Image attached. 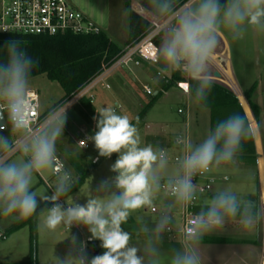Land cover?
Returning <instances> with one entry per match:
<instances>
[{"label": "clouds", "instance_id": "obj_1", "mask_svg": "<svg viewBox=\"0 0 264 264\" xmlns=\"http://www.w3.org/2000/svg\"><path fill=\"white\" fill-rule=\"evenodd\" d=\"M146 10L162 25L155 53L158 75L180 73L185 81L183 91L196 103L208 99L213 81L211 62L224 34L240 40L249 29L264 32V0H147ZM2 50L0 216L22 221L44 201L47 227L55 230L63 226L69 233L68 251L63 257L56 255V264H204L201 245L206 235L230 223L251 232L264 222V206L224 187L194 213L180 247L167 256L161 254L162 235L175 212L190 206L198 195L195 179L234 163L244 142L252 137L247 113L238 112L217 121L199 143L176 136L174 143L182 154L173 163L165 150L150 144L141 146L138 130L128 115L113 108L100 109L97 130L88 139L94 142L97 160L117 154L110 166L115 176L100 181L95 189L98 195L85 203L65 205L61 197L76 183L71 172L59 165L57 156L67 108L56 109L40 124L34 123L29 98L38 62L28 55L20 39L7 40ZM79 145L85 147L87 140ZM53 169L56 180L52 193L34 191L37 176ZM162 188L170 201L162 205L154 226L149 227L142 218L137 221L136 236H144L141 249L124 225L134 213L152 207ZM73 226L85 227L90 233L88 241H100L103 253L89 257L87 241L71 233Z\"/></svg>", "mask_w": 264, "mask_h": 264}, {"label": "crops", "instance_id": "obj_2", "mask_svg": "<svg viewBox=\"0 0 264 264\" xmlns=\"http://www.w3.org/2000/svg\"><path fill=\"white\" fill-rule=\"evenodd\" d=\"M70 1L77 9L84 12L101 27H103V23L106 24L103 18L105 17V12L108 9V3H110V0ZM128 1L129 0H122L121 3L123 10H127V16L129 18V12L132 9V6ZM97 8H99L97 13L98 16L96 14V11L98 10ZM143 10L148 14V16H151L148 11L145 9ZM96 17L98 20L95 19ZM117 23L112 20L111 24H109V30L114 35L118 32ZM125 29L126 28L124 27L123 31H125ZM127 30L129 36V29ZM254 32L256 35L258 31L254 30ZM107 34L110 36L109 33ZM255 35L254 38H251L250 40L252 43L247 44L245 42H239V45L234 48L224 35L223 39L226 42L227 47H225L221 39V43L217 47L211 62V72L213 74L212 83H215V80L224 82L230 89L228 90L237 97L243 113H247L253 129L252 137L255 152L254 158L249 156L248 153L243 152L242 154H238L234 163L220 166L221 168H230V175L225 174L222 177L220 176V179L227 182L230 180V184L232 181L236 180L237 184H231L230 188L235 190L241 196L252 199L256 201L258 205L264 206V32L262 44L257 42V37ZM124 40V43H126L128 38ZM158 41L160 42V36ZM126 47L127 46H125V48ZM147 63H149L151 67H154V72L148 69ZM228 63L230 65H227ZM158 67L159 65L157 62L151 63L140 58H135L129 67H122L113 73L111 75L112 80L110 82H106V84L109 85V88L102 84V89L111 91L112 98L117 106L114 110L117 111L119 109L121 112L131 114L132 110L139 108L141 113L144 110L147 112L154 105H149L152 98L161 93L162 95L160 98L173 97L175 100H178L180 104H182L181 106L184 109L187 110V115H180H184L182 120L185 124L188 123V125L191 126V131H195V133L204 132L207 134V132L212 129L211 110L203 106L201 103H196L190 99L187 94L182 92V90L178 87V83H185L184 79H174L173 86L165 88L167 76H159L157 71ZM144 86L149 87L153 91L152 96L145 93L143 89ZM253 87L254 91L252 92V101L256 104L259 110L257 117L250 108L245 96L246 92ZM98 96L99 98L97 99L95 97V101L93 102L95 118H99L98 112L100 110L96 103L102 108L106 102L103 94ZM239 96L243 97L247 107L244 105ZM181 106L177 108V112ZM81 111L83 114L87 113V110L84 107L81 108ZM94 116H90L92 124L88 125V123H86V126H92L96 129L97 118L94 119ZM182 120H180V122L172 120L171 125L167 124L165 129L162 128L161 130L159 129L155 132L152 131L153 127L151 126L153 125L148 126L144 123L146 130H149V132L152 131V133L147 132L146 136H148L153 143L159 145L161 149L166 150L167 153H171L170 156H172L177 152L173 142L174 138L178 135V132L181 131V126H183ZM179 123L180 126L178 127ZM189 126L187 130L188 133ZM166 129H168V131ZM85 130L86 129L83 128L82 132L85 133ZM249 142V140L244 142L243 149L249 147ZM211 177L213 179L212 189L202 196L199 209L203 206L204 201L214 194V184L216 181L220 180L219 177H216L213 174V172L211 173ZM38 178L42 183H44L48 190L51 191L48 182L45 181L41 174L38 175ZM33 190L37 191L38 189L33 186ZM169 201L170 198L166 197V199L160 201L158 204H154L151 208L157 207L161 209L162 205L168 203ZM42 203L43 201H41L40 206ZM159 213L156 214L151 212V214L154 215L151 220L143 222L147 223L149 227H153L157 221ZM176 215L177 214H174V219L172 221L173 232L169 233L166 230L162 235L160 248L161 254L164 256L169 255L174 248H179L182 242L181 236L179 235V222ZM1 218L4 217L1 216ZM41 218L42 214L37 218L36 228L40 226ZM0 222L3 224V231L0 232H3L4 235H6V238L9 234L11 238L13 234L18 233L20 230H25V228H29V230H31L30 225L13 230L12 227L18 221H13L11 218H5V221ZM128 222L136 227L135 230L130 231L133 233V243L142 249L144 245V236L143 234L139 237L136 236L140 224L135 221L133 217H130ZM30 236L31 239L29 241L32 246V234ZM0 240H5V238ZM201 250L204 264H264V222H261L259 226L251 232L243 231L235 223H230L224 229L206 235L203 239ZM103 251L104 249H102V253Z\"/></svg>", "mask_w": 264, "mask_h": 264}, {"label": "rangeland", "instance_id": "obj_3", "mask_svg": "<svg viewBox=\"0 0 264 264\" xmlns=\"http://www.w3.org/2000/svg\"><path fill=\"white\" fill-rule=\"evenodd\" d=\"M122 0H110V3H108V9L105 12V17L103 18L106 22L103 23V27L98 25L93 19V21L106 33L110 34V37L117 43L123 45L125 44V40L128 38V16H127V10H123L122 7ZM96 11V14L99 11V8ZM86 11V10H85ZM125 11V12H124ZM98 16V14H97ZM98 20V18H95ZM114 21L117 23L118 26V32L116 35L112 34L109 30V24H111V21ZM126 28L125 31H123V28ZM229 43H231L232 47H236L240 43H252L250 42L251 38H254L255 32L253 29H249L248 32L245 34L243 39L240 40H232L230 36L227 34H224ZM257 42L261 43L263 42V32H257L256 35ZM222 41L227 47L226 42L224 41L222 37ZM149 65V63H147ZM148 69L152 70L154 72V67L148 66ZM227 65H230L229 63ZM112 80V76H109L106 78L105 82H110ZM241 80V79H240ZM31 88L34 89L38 95H39V105H40V112L41 114L47 113L57 102H59L63 96L64 91L62 87L57 83L50 81L45 75L37 76L34 78H31ZM100 94H103L105 99V105L102 106V108H113L116 109L117 106L115 105L114 99L112 98V94L110 90H103L102 85L98 86L97 89L94 91V96L98 99ZM148 99V98H147ZM99 109H102L99 107V105L96 103ZM182 104L179 103L178 100H175L173 97H162L159 98V100L154 103V105L146 112L145 111V118L144 116L141 117L136 123L135 127L138 130V134L141 140V146L146 145H152L154 148H160L159 145L156 143H153L152 140L148 136H146L147 132L149 130H146L144 123H146L148 126L153 127L152 131H158L162 128L165 129L168 125H171L172 120H177L180 122V120L183 119V116L178 114L177 108L181 106ZM86 108L87 112H89V109L86 107L85 103L76 104L70 109L66 111V122L64 125V133L61 136V138L57 142V153L60 155L63 160L66 163V170L70 171L74 179L76 180L79 176V169L82 171H85L89 169L93 164L98 162L97 166L94 168V170L91 172L90 175L86 178L85 182L79 187L73 194L67 196L65 201H67L68 204L78 202V203H85L88 198H92L98 193L95 191L97 185L100 183V181L111 178L115 176V173H113L110 170V166L115 162L117 159V154H113L110 158H103L100 157L97 160L98 152L95 149L94 142L89 140L87 142V147H80L78 142L83 139L84 134L82 133L83 128H85V134L90 137L94 135L95 131L97 129H94L92 126H86V120L82 114L80 113L81 108ZM183 108L182 106L180 109ZM118 114L122 115H128L130 118V121L133 122L136 120V118L141 114L140 109L137 108L135 110L131 111V114H126L125 112H121V110L116 111ZM183 126H181V131L178 132V134H185L188 130V123L185 124V122L182 120ZM187 125V126H186ZM180 126V123L178 127ZM191 126H189V139L193 143H199L202 141L205 137L204 132H196L191 131ZM168 131V129H166ZM171 130V129H170ZM193 130V129H192ZM150 131L149 133H152ZM4 135H7V132L2 133ZM148 137V138H147ZM151 142V143H149ZM161 149V148H160ZM69 153V154H68ZM71 154V156H70ZM171 153H167L168 158L170 161L173 162L170 156ZM70 157L75 160V164L73 165L70 163L69 159ZM77 167V168H76ZM213 174L216 177H219V179L225 175H230V168H216L213 170ZM41 176L45 179V181L48 182L49 187L51 189L48 190V188L44 185V183L41 182V180L36 178V181L34 183L35 188L38 190L36 192L40 194L50 195L53 191V185L55 183L56 178L52 175L51 172H46L41 174ZM221 176V177H220ZM236 178V177H235ZM231 184H237L236 180L232 181ZM230 180L223 181L222 179L215 182L214 187V193L224 187L230 188ZM166 199L165 195L161 191L157 201L155 204L160 203V201H163ZM45 205V202L43 201L42 205L38 208ZM37 208V209H38ZM150 208H145L140 210L137 213H134L132 217L135 219V221H138L142 218L144 222L150 221L151 218L154 216L150 212ZM42 218L40 220V226L36 228V264H56V255L63 257L66 255L68 248H69V240L66 239L68 236V231L63 226H58L55 230L49 229L45 222V216H46V210L41 213ZM40 214V215H41ZM2 219V220H1ZM0 221H5V218H1ZM2 222H0V231H3L2 229ZM125 230L127 231H133L135 230V226L130 224L129 222L124 225ZM31 232V233H30ZM4 234L3 232H0ZM71 233L75 234L79 237L81 241H87V254L89 257L95 256L98 254H102V248L100 247V241H88V237L90 233H88L87 229L83 226H73L71 229ZM32 231L29 230V228H25V230H20L18 233L13 234V236L10 238V234L5 240H0V264H32L31 260V251L30 246L31 242L29 241L31 239Z\"/></svg>", "mask_w": 264, "mask_h": 264}, {"label": "trees", "instance_id": "obj_4", "mask_svg": "<svg viewBox=\"0 0 264 264\" xmlns=\"http://www.w3.org/2000/svg\"><path fill=\"white\" fill-rule=\"evenodd\" d=\"M133 1V2H132ZM128 1L132 6L129 12V36L125 45L115 42L107 33L102 32L98 35H25V34H0V55L3 53V45L9 39H20L25 46L27 53L35 61L37 65L34 67L32 77L45 75L50 81L57 82L64 91L63 98L57 102L47 113L52 112L58 106L68 101L78 94L89 82L101 74L106 68L114 63V61L122 54L125 46L135 45L140 42L152 29L157 18L148 11L151 16L143 10L147 9V0H132ZM137 5H136V4ZM184 3V0H181ZM139 5V6H138ZM141 7V8H140ZM147 11V10H146ZM159 46L160 42L156 39ZM167 83L165 88H170L174 84V79H184L180 73L176 72L166 77ZM254 87L246 92L245 96L250 108L255 116H258V107L252 101V92ZM154 96L149 105H153L161 96ZM240 97V96H239ZM244 105L247 107L243 97H240ZM82 103H85L89 112L83 114L88 125L92 124L90 116L95 115L93 103L89 99L83 98ZM80 102V103H81ZM209 108L212 112V128L217 121L224 119L228 115L238 112L243 114L242 108L237 97L228 89L212 83L211 90L208 94L206 102L201 103ZM147 110V108H146ZM145 110L132 122L133 125L144 116ZM95 117V116H94ZM97 118V117H96ZM99 118H97L98 120ZM249 147L243 149V152L249 156L255 157L253 137L249 139ZM69 154V153H68ZM71 156V154H70ZM70 163L75 164V160L70 157ZM98 162L93 164L89 169L79 170V176L76 179L72 191L67 195L74 193L85 182L88 175L94 170ZM64 196L63 198H66ZM47 208V205L38 208L27 219L18 221L13 227V230L20 229L30 225L32 231V246H31V262L36 264V221L42 212ZM199 211V208L197 209Z\"/></svg>", "mask_w": 264, "mask_h": 264}, {"label": "built area", "instance_id": "obj_5", "mask_svg": "<svg viewBox=\"0 0 264 264\" xmlns=\"http://www.w3.org/2000/svg\"><path fill=\"white\" fill-rule=\"evenodd\" d=\"M153 25L154 28L152 31H150V33H148L140 42L135 45L127 46L112 65L89 82L78 94L58 106L56 109L63 107L68 110L74 105L80 104L83 98H87L93 103L95 101V89L102 84L109 88V85L105 82L106 78L122 67H129L135 58H140L146 62L156 63L157 59L155 53L159 47L156 39L160 36L162 25L158 21L154 22ZM102 32L103 30L88 15L77 9L70 0H0V34L12 33L56 36L65 34L98 35ZM178 87L183 93H185L183 91L184 83H178ZM143 89L147 95H153V91L149 87L144 86ZM29 99L31 101L32 111L35 113L33 121L36 124H40L45 120L49 113L42 116L40 112L39 95L35 90H32ZM178 113L185 115L188 114L187 110L184 108L178 109ZM82 133L84 134V137L81 140H87L88 142V136L84 132ZM178 135H183L189 138L187 131L185 134ZM173 145L177 149V152L171 156L174 163L182 152L174 142ZM85 147H87V145ZM57 156L59 165H62L63 168L66 169V163L63 158L59 155ZM52 174L56 177L55 169L52 170ZM194 182L198 185L197 197L192 201L190 206L176 211L175 213L177 214L179 235L182 240L184 234L192 224L194 213L197 212V209L200 206L202 196L208 193L213 186L211 173L203 177H197ZM161 191L165 197H168L166 189L162 188ZM61 201L65 203V205H68L67 201L62 197ZM151 212L157 214L160 212V209L153 207L151 208ZM167 232H173L172 223L168 226ZM4 238L5 235L0 233V239Z\"/></svg>", "mask_w": 264, "mask_h": 264}, {"label": "water", "instance_id": "obj_6", "mask_svg": "<svg viewBox=\"0 0 264 264\" xmlns=\"http://www.w3.org/2000/svg\"><path fill=\"white\" fill-rule=\"evenodd\" d=\"M214 82L217 83V84H219V85H221V86H223V87H226L227 89H229L228 86L224 82H222V81L215 80Z\"/></svg>", "mask_w": 264, "mask_h": 264}]
</instances>
